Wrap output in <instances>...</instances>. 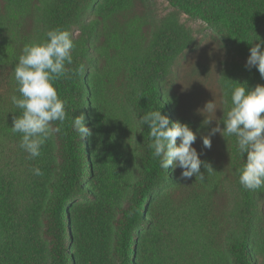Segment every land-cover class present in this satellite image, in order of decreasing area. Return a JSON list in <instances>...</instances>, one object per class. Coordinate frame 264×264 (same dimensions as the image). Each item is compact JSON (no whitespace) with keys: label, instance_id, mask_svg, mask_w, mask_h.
Instances as JSON below:
<instances>
[{"label":"trees","instance_id":"obj_1","mask_svg":"<svg viewBox=\"0 0 264 264\" xmlns=\"http://www.w3.org/2000/svg\"><path fill=\"white\" fill-rule=\"evenodd\" d=\"M153 1L0 0V264H185L197 224L204 245L195 264H264L252 251L262 194L239 184L246 154H237L235 138L224 137L238 195L230 211L214 157H199L203 179H182L179 168L166 172L140 123L160 110L192 130L165 87L195 41L181 15L201 20L231 53L221 74L224 96L235 82L264 85L258 70L246 67L249 49L264 41V0H165L173 10L161 19L153 18ZM57 28L69 31L74 45L66 67L84 71L53 82L67 118L52 123L59 131L30 159L10 131L21 114L11 102L19 96L14 68L26 44ZM81 114L91 133L82 137L72 127ZM36 167L43 175L33 174Z\"/></svg>","mask_w":264,"mask_h":264},{"label":"clouds","instance_id":"obj_2","mask_svg":"<svg viewBox=\"0 0 264 264\" xmlns=\"http://www.w3.org/2000/svg\"><path fill=\"white\" fill-rule=\"evenodd\" d=\"M45 35L43 42L29 43L23 47L14 68L19 96H11V102L21 110V114L14 117L10 131L20 135L19 147L30 159L40 157L41 149L51 138L52 132L59 131V127L52 128V123L59 121L62 124L67 118L66 102L59 98L53 82L66 76L69 71L73 74L84 71L83 65L73 69L66 67L73 64L71 51L74 45L69 31L57 28ZM249 51L246 67H255L264 79V41H259ZM224 102L229 105L228 110L216 127L211 129L210 136L219 133L222 137L235 138L237 154L241 157L246 154V162L237 170L239 184L247 190H259L264 187V85L249 89L246 83L230 84L225 91ZM216 110V102L209 101L200 111L215 116ZM84 119L83 114L72 119V127L81 137L91 134L84 125ZM212 120L205 118L203 124L207 125ZM140 123L148 126V147L158 158L162 170L167 172L169 167L173 171L179 168L182 179L193 176L203 179V162L192 147L197 136L188 125L170 122L160 110L147 112L140 117ZM210 136L202 138L204 148H211ZM207 170L213 171L209 165ZM32 171L36 176L43 175L39 167Z\"/></svg>","mask_w":264,"mask_h":264},{"label":"rangeland","instance_id":"obj_3","mask_svg":"<svg viewBox=\"0 0 264 264\" xmlns=\"http://www.w3.org/2000/svg\"><path fill=\"white\" fill-rule=\"evenodd\" d=\"M153 18L161 19L172 12L171 6L165 0H154L151 4ZM181 22L193 31L194 43L176 62L172 74L166 81V89L175 95L179 100L180 114L190 120L193 124L192 131L197 139L192 145L199 157H214L221 168L224 184V202L226 208L235 211L237 202V192L233 184L230 172V155L224 137L219 133L210 136L211 129L216 127L217 122L222 118L225 109V96L221 82L222 70L232 61V55L215 39V34L209 30L201 20L189 19L186 15H181ZM1 75V74H0ZM6 81L0 79V91L5 92ZM215 101L217 110L213 114L203 112L205 104ZM264 115V114H263ZM213 119L209 124H203L204 119ZM222 128V124L220 125ZM210 136L211 148H204L202 138ZM86 187L87 184L83 183ZM260 191V211L261 221L255 246L252 251H256L259 262L264 260V193ZM229 222L231 227L235 221L231 214ZM204 245L203 227L199 224L192 230V233L185 243L188 253H185V264H195L200 249ZM186 260V261H185Z\"/></svg>","mask_w":264,"mask_h":264}]
</instances>
